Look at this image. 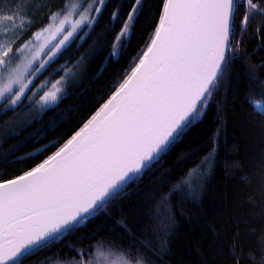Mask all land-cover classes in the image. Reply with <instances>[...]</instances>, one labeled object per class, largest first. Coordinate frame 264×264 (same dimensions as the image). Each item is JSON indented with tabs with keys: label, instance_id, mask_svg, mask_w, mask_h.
<instances>
[{
	"label": "snow or ice",
	"instance_id": "1",
	"mask_svg": "<svg viewBox=\"0 0 264 264\" xmlns=\"http://www.w3.org/2000/svg\"><path fill=\"white\" fill-rule=\"evenodd\" d=\"M105 4L106 0H62L59 10L45 13L47 23L23 38L34 17L17 25L16 0H12V14L3 20L11 22L15 31L8 36L6 27L7 38L0 37V114L11 111L14 123L28 124L62 99L66 82L74 75L71 68L62 67L64 75L39 87L34 79L71 41L83 40L78 30L97 24ZM143 5L144 0H129L126 11L117 5L111 12L119 31L110 56L121 55ZM19 7L27 6L20 0ZM257 17L264 18V0H160L145 49L105 102L69 138L54 145V151L48 149L51 154L42 162L14 178L0 179V264H25L38 253L51 251L57 242L98 218V213L113 221L110 235L119 228L129 238L127 247L116 251L119 245L109 248V241H97L93 253L65 245L79 258L61 260L57 253L54 264H155L153 257L161 260L169 249L165 240L156 251L157 232L151 227L150 210L170 205L177 194L181 199L197 198L211 167L209 157L179 178L169 169L149 186L153 193L165 189L167 193L158 200L145 194L148 224L119 205L131 195L127 189L132 183L143 182L146 173L150 179L161 172L162 158L206 114L239 50L237 23L243 32ZM262 29L264 19L256 33ZM57 36L61 38L53 44ZM82 62L83 57L76 64ZM259 112L264 114V107ZM193 175L198 177L195 184L190 179ZM174 224L169 214L165 227L174 232ZM95 235L99 233L93 239ZM45 264L53 261L46 257Z\"/></svg>",
	"mask_w": 264,
	"mask_h": 264
},
{
	"label": "trees",
	"instance_id": "2",
	"mask_svg": "<svg viewBox=\"0 0 264 264\" xmlns=\"http://www.w3.org/2000/svg\"><path fill=\"white\" fill-rule=\"evenodd\" d=\"M17 1V0H16ZM74 0H71L73 2ZM4 2L0 0V9ZM62 0H48L47 8L26 29L27 38L38 27L47 23L45 13L59 10ZM129 0H106L97 24L83 29L59 57L45 69L42 78L55 81L64 75L62 67L78 66L82 70L80 83L55 106L47 109L28 124L14 123L11 111L0 114V179L14 178L30 170L54 151V145L69 138L82 122L105 102L115 85L146 47L158 18L160 0H144L143 11L135 28L125 42L121 55L112 57L111 44L119 31L111 12L117 5L127 10ZM261 17L243 32L236 25L239 50L229 74L214 92L206 114L187 131L174 151L162 158L164 168L143 182L132 183L127 192L131 195L119 207L131 210L133 215L148 224L144 205L153 193L152 185L163 172L171 169L179 178L205 156L211 167L204 180L202 191L195 199H171L170 205H157L150 210L151 227L156 229V251L161 241H167L169 251L155 264H262L264 261V29L256 33ZM107 29V30H106ZM235 44V41H234ZM78 68V67H77ZM7 122V123H5ZM51 149V151H47ZM11 156V159L8 157ZM166 161V162H165ZM195 184L198 177H190ZM139 185V187H137ZM155 205V201H153ZM114 214V209L108 208ZM174 219V232L165 227L168 216ZM159 221V223H155ZM106 214L98 213L74 235L57 242L51 251L45 250L25 261V264H45V258H79L76 251L65 245H75L95 252L96 242L107 240L108 247L119 245L123 251L130 242ZM138 229H134L137 231ZM168 232V235L163 233ZM95 233L99 235L93 236ZM170 237V238H169ZM123 241V242H122ZM62 249V251H61ZM234 253V255H233Z\"/></svg>",
	"mask_w": 264,
	"mask_h": 264
},
{
	"label": "rangeland",
	"instance_id": "3",
	"mask_svg": "<svg viewBox=\"0 0 264 264\" xmlns=\"http://www.w3.org/2000/svg\"><path fill=\"white\" fill-rule=\"evenodd\" d=\"M47 1L48 0H23L24 4L27 6L25 9H20L19 7V3H20V0H17L16 1V7L15 9H13V11L15 12L16 16H17V19H16V24L19 25L21 24L22 22H25L27 17H34V20L36 18L39 17V15L43 12V9L46 8L45 5H47ZM74 3H81L82 0H74L73 1ZM90 2V0H89ZM12 5V2H7L5 3L4 2V6L2 7V9H0V37H4V32H5V28L7 27L9 29L8 31V36H11L14 34V29L11 28V22L9 21H5L3 20V16L4 15H8V14H12V12H10V6ZM33 20V21H34ZM32 21V23H33ZM29 27H26V29H28ZM24 30V33L26 32ZM82 30H78V34L81 32ZM7 37H4V39H6ZM61 37L60 36H57L55 40L52 41L53 44L57 43L58 40L60 39ZM75 40V39H74ZM73 40V41H74ZM71 41L67 47H69V45L73 42ZM0 42H3L2 40H0ZM67 47L65 49H67ZM64 49V50H65ZM62 50V52L64 51ZM47 51V49L45 50ZM61 52V53H62ZM60 53V54H61ZM59 54V55H60ZM59 55L57 57H55L46 67L45 69H47V67L54 61L56 60ZM45 57L42 55L41 56V59H44ZM78 67V68H77ZM80 67L82 66H75L73 68L71 67H68V68H71L74 75L69 77L67 82H66V86H65V93H64V96L65 97L69 92L70 90H72L74 87H76L80 81H81V78H82V70L79 69ZM45 69H43L40 73L37 74L36 78L34 79V82L37 84V87H39L40 85H43L45 83V80L46 78H42L41 75L43 74V72L45 71ZM65 74V73H64ZM53 82V81H52ZM55 82V81H54ZM35 91V89L33 90ZM62 97V98H63ZM27 103V102H26ZM59 103V102H58ZM55 106V105H53ZM51 106V107H53ZM49 107V108H51ZM48 108V109H49ZM47 110V109H46ZM45 110V111H46ZM42 114V113H41ZM40 114V115H41Z\"/></svg>",
	"mask_w": 264,
	"mask_h": 264
}]
</instances>
